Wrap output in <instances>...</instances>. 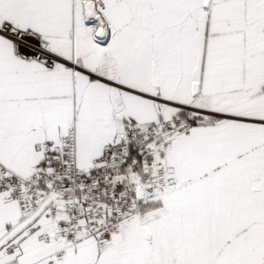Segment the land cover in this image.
<instances>
[{
    "label": "snow or ice",
    "instance_id": "obj_1",
    "mask_svg": "<svg viewBox=\"0 0 264 264\" xmlns=\"http://www.w3.org/2000/svg\"><path fill=\"white\" fill-rule=\"evenodd\" d=\"M0 264H264V0H0Z\"/></svg>",
    "mask_w": 264,
    "mask_h": 264
}]
</instances>
